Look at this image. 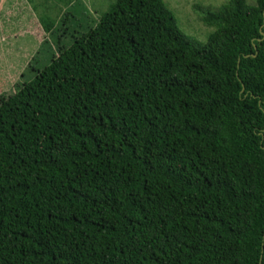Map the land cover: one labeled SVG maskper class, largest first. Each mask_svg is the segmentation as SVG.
<instances>
[{"label":"trees","instance_id":"1","mask_svg":"<svg viewBox=\"0 0 264 264\" xmlns=\"http://www.w3.org/2000/svg\"><path fill=\"white\" fill-rule=\"evenodd\" d=\"M80 19L0 95V264H264V0L202 48L164 0Z\"/></svg>","mask_w":264,"mask_h":264},{"label":"rangeland","instance_id":"2","mask_svg":"<svg viewBox=\"0 0 264 264\" xmlns=\"http://www.w3.org/2000/svg\"><path fill=\"white\" fill-rule=\"evenodd\" d=\"M21 1L26 6L22 3L18 11L11 13L10 9L9 13L10 0L4 7L1 6L4 1L0 0V95L5 92L14 93L16 84L32 79L38 68L50 63L53 57L52 51L46 46L40 49V46L50 36L51 29L67 10L71 13L72 7L76 5L78 9L86 12L87 19H80L78 27L72 30L78 33L77 35H81L86 33L88 28L116 2V0ZM164 1L176 15L180 29L188 40L202 48L208 43L209 36L215 30L203 21L205 12L218 11L228 0ZM19 2L17 0V3ZM247 2L254 4V0ZM30 17H32L31 22L27 21L26 24L27 18ZM44 19L49 23L47 30L41 28L43 27L41 21ZM36 60L38 62H35Z\"/></svg>","mask_w":264,"mask_h":264},{"label":"crops","instance_id":"3","mask_svg":"<svg viewBox=\"0 0 264 264\" xmlns=\"http://www.w3.org/2000/svg\"><path fill=\"white\" fill-rule=\"evenodd\" d=\"M4 2L1 4V6H3L5 3L8 2V0H3ZM20 2L17 3V0H10V5H9V9L8 12L10 13V9H11V13H15L16 11H18V7L22 5V3L26 6V4L24 2H22L21 0H19ZM28 4V2H27ZM27 9V8H25ZM32 17L27 18L26 22H31ZM28 22L26 24H28ZM25 24V25H26Z\"/></svg>","mask_w":264,"mask_h":264},{"label":"water","instance_id":"4","mask_svg":"<svg viewBox=\"0 0 264 264\" xmlns=\"http://www.w3.org/2000/svg\"><path fill=\"white\" fill-rule=\"evenodd\" d=\"M261 264V263H260Z\"/></svg>","mask_w":264,"mask_h":264}]
</instances>
